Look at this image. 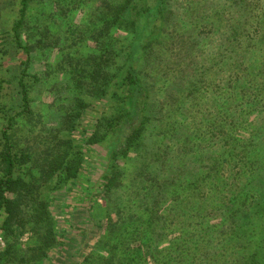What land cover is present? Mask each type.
<instances>
[{
  "label": "trees",
  "instance_id": "trees-1",
  "mask_svg": "<svg viewBox=\"0 0 264 264\" xmlns=\"http://www.w3.org/2000/svg\"><path fill=\"white\" fill-rule=\"evenodd\" d=\"M17 1L9 48L25 59L0 90L16 80L22 112L0 107V264H52L64 235L41 190L76 181L87 157L67 137L22 145L15 135L16 118L32 115L26 78L35 79L23 31L36 0ZM98 1L93 51L70 71L83 77L77 119L92 104L84 98L114 105L86 140L106 151L109 167L99 185L101 233L83 264H264V0L222 3L217 48L183 31L169 0ZM151 72L159 77L147 79ZM60 128L73 132L75 123Z\"/></svg>",
  "mask_w": 264,
  "mask_h": 264
},
{
  "label": "rangeland",
  "instance_id": "rangeland-1",
  "mask_svg": "<svg viewBox=\"0 0 264 264\" xmlns=\"http://www.w3.org/2000/svg\"><path fill=\"white\" fill-rule=\"evenodd\" d=\"M169 1L176 11L179 25L186 29L183 31L199 32L201 38L206 39L210 46L217 48L220 45L217 33L220 22L214 15L215 12L221 11L220 6L227 0ZM205 1L207 3L203 6ZM54 2L56 0H36L28 23L24 26V39L35 48L30 54L27 69L35 79L26 78L30 83L32 115H21L16 118L15 135L20 138L22 145H24L22 138L25 137L29 139L40 136V139L43 137V141L67 137L74 140V145L84 151L87 159L76 181L55 180L45 188L50 193L49 196L44 189L41 190L42 197L51 200L50 209L56 223L57 235H64V239L60 240V247L50 253L49 261L52 264H83L84 258L96 251L94 245L101 233L96 227L102 208L99 185L101 176L109 167V161L105 158L106 151L87 145L86 140L91 135L95 122L102 116L109 115L114 105L112 102L105 104V101L84 98L92 103L91 106L83 112L82 117L77 119L74 116L73 100L81 94V91L75 88L77 86L75 82L76 79L81 80L83 77L78 68L74 70L78 77L73 78L70 71L72 72V66L78 61L84 64V59L93 51L95 43L91 38L100 28L99 1L59 0L57 8L49 11L48 8H51ZM144 4L143 0L139 2L138 7ZM17 18L18 1L0 0V48L3 50L0 53L2 65L0 78L6 80L12 77L11 74L20 71L19 62L25 59L21 54L13 57L14 53L9 48V42L12 41L11 27ZM210 21L213 22V26ZM214 29L216 32L212 35ZM122 38L124 42L126 36ZM124 61L125 55L122 54L114 58L112 67L107 70L108 79ZM7 67L11 69L8 70ZM156 77L159 76L153 72L146 75L147 79ZM5 85L0 90V107L5 109L13 107L16 113L22 112L17 100L16 80L8 86ZM159 85L150 88L152 93H161ZM157 96L159 97V94ZM153 104L156 108H152L154 106L152 105L151 110H155L153 113L161 117V114H157L160 110L158 103ZM12 114L14 113L8 112L7 115ZM71 119L75 123L74 131H61L60 124ZM163 119L167 120L165 117ZM177 119L180 120L179 116ZM4 123L5 117L0 113V130ZM50 188L55 190L51 192ZM22 241L23 247L32 243L28 239V234L22 237ZM4 247L5 242L0 238V248ZM91 260L92 264H95V260Z\"/></svg>",
  "mask_w": 264,
  "mask_h": 264
}]
</instances>
